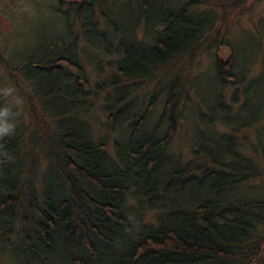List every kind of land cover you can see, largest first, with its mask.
<instances>
[{
    "label": "trees",
    "instance_id": "obj_1",
    "mask_svg": "<svg viewBox=\"0 0 264 264\" xmlns=\"http://www.w3.org/2000/svg\"><path fill=\"white\" fill-rule=\"evenodd\" d=\"M165 3L81 0L68 5L85 21L79 51L69 34L33 35L11 51V92L0 88V249L10 264H264V19L249 34L223 16L237 0ZM118 6L146 27L140 41ZM220 48L227 57L211 61ZM90 55L113 57L95 67L109 71L102 84L91 82ZM203 55L215 82L206 93L191 70ZM178 66L153 91L167 105L147 125L136 94ZM6 96L19 114L3 108ZM179 99L190 115L172 106Z\"/></svg>",
    "mask_w": 264,
    "mask_h": 264
},
{
    "label": "rangeland",
    "instance_id": "obj_2",
    "mask_svg": "<svg viewBox=\"0 0 264 264\" xmlns=\"http://www.w3.org/2000/svg\"><path fill=\"white\" fill-rule=\"evenodd\" d=\"M179 1L180 0H170V2H168L167 0H164V2L169 3L171 6L176 5ZM237 1H239V3L237 4L236 8L232 11H229L228 13H224L223 16L228 15L232 24L238 28L240 27L243 32H249V34L255 33L257 24H260L261 20L264 19V0ZM80 3L81 0H0V88L3 92H11L10 87L12 86H8V78L6 75L10 76V74L7 63H17V54H19V51L22 48H25V42H33V35H35L36 38H49L56 35H60V37H63L65 34H69L67 36L69 42L71 40L73 41V39H76L77 41V39H80V37H82V32L86 27L85 21L82 20V17H80L79 21H74L71 19L72 16L68 15V5L72 4V7H75ZM169 4L165 3V5ZM216 5V7L218 8L216 14L218 16H222L223 12H221L220 10L222 9L220 8V4L218 3ZM97 10L98 12L100 10H103L104 12L102 14L110 13L111 11V9H109V11H105L103 8H101V6H98ZM118 14L121 15L122 20L125 21L126 24H128L126 27L131 29V26L133 25V30L131 32L133 35H135L136 39L140 41L142 39L140 37H142V34L146 29V27L144 28L143 23L139 21V19L133 20L132 15H129L128 11L125 12L123 10L122 12V6L120 7ZM64 20H67V22L64 23ZM129 21H134V24L130 23ZM94 23L97 25L98 31H101V28L105 27L104 20H102L100 16L97 17ZM61 27H65V29H67L69 32L61 30ZM215 31V37L221 36V31L219 30V28H216ZM150 33L146 35L149 36ZM213 36L214 33L212 34V37ZM129 38H131V36ZM77 42V51H79L81 42ZM13 50L17 54L11 53V51ZM227 55L228 54L226 50L220 48L219 50H217V55L214 57H210V60L213 61L214 58L223 59L226 58ZM206 57L207 55H203L199 58L195 57V60L197 61L194 67L192 66L191 69L193 78L196 80L195 87L202 93H206L207 90H210L215 86L213 73L209 68L207 60H204V58ZM111 58H113L111 55L106 56L102 59H98L94 55H90V59L86 67L88 68V71L92 77L91 82L93 83V86L100 84V82L102 84L104 82V77L101 78L102 74H106L107 72H109L104 68L103 73L96 72L95 67L98 68L99 66H108V64L105 63L110 62ZM178 68L179 66L174 70L173 73L166 75V77L163 76V73H156V77H154L152 81L147 82L146 85H142V91L139 93L140 96L136 94V99L142 102L144 101L143 103L146 104V113H144L143 115V121H145L147 125L152 124L156 120L158 115L161 116L163 109L166 108L165 106L167 105L166 95H158L156 93L153 94V91L163 86L164 84L169 85V79L174 75H179ZM170 69L171 68H168L166 70ZM220 70L222 69L219 68V71ZM255 71L257 70L255 69L254 72ZM164 74L166 73L164 72ZM20 81L21 80H19L17 77V83H19ZM178 87H182V82L178 84ZM232 87L233 86L229 87L224 93L223 91L221 92L225 96H228L233 90ZM183 89H186V87H183ZM93 90L95 89H89L88 93H94ZM106 92L107 91L105 89L104 93ZM90 100H92V98H86L87 102ZM1 103L3 108L11 106L13 107L14 105L15 110H18L16 113H20V109L16 106L14 96H12V98L6 96V98ZM172 106L174 108L180 107V111L184 112L185 110V113H187L188 115H190L192 112L191 106L188 103H185L182 99H179L178 101L172 103ZM102 118H104V115L99 119L100 122H103L101 120ZM179 127L181 128V125ZM101 136L102 133L100 132L99 137ZM7 257H9L8 253L0 249V264H10L11 262L7 259Z\"/></svg>",
    "mask_w": 264,
    "mask_h": 264
}]
</instances>
